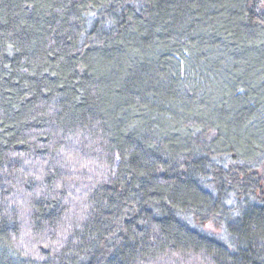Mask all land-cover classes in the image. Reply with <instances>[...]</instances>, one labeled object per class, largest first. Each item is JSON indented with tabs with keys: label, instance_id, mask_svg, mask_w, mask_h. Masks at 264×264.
<instances>
[{
	"label": "trees",
	"instance_id": "trees-1",
	"mask_svg": "<svg viewBox=\"0 0 264 264\" xmlns=\"http://www.w3.org/2000/svg\"><path fill=\"white\" fill-rule=\"evenodd\" d=\"M0 264H264V0H0Z\"/></svg>",
	"mask_w": 264,
	"mask_h": 264
},
{
	"label": "rangeland",
	"instance_id": "rangeland-1",
	"mask_svg": "<svg viewBox=\"0 0 264 264\" xmlns=\"http://www.w3.org/2000/svg\"><path fill=\"white\" fill-rule=\"evenodd\" d=\"M206 227V230L209 231V232H212L216 235H220L221 234V228L219 226H214L212 224H208L205 226Z\"/></svg>",
	"mask_w": 264,
	"mask_h": 264
}]
</instances>
